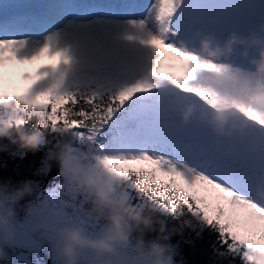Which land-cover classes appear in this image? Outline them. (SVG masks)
<instances>
[{"label": "snow or ice", "instance_id": "1", "mask_svg": "<svg viewBox=\"0 0 264 264\" xmlns=\"http://www.w3.org/2000/svg\"><path fill=\"white\" fill-rule=\"evenodd\" d=\"M186 2L150 0L141 6L143 14L129 23L150 50V65L142 79L115 89H70L66 81L72 57L66 48L57 47L49 36L47 42L30 50L32 38L17 34L16 21L0 24V105H12L29 116L39 114L43 119L33 124L50 133H72L88 141L97 149L94 159L121 177L124 188L135 193L134 198L146 197L176 215L194 217L216 233L212 247L220 261L251 264L255 254L264 255V181L257 182L252 194H247L213 171L211 157L200 144L140 135L137 129L143 121L137 123V117L144 115L148 106L130 113L112 132L117 113L133 100L168 87L201 107H233L264 127V109L226 101L203 83L206 74L223 70L182 46L176 24L184 15ZM240 3L252 6L245 14L256 11L257 0ZM234 13L235 9L213 19H239ZM44 60L51 62L42 63ZM175 111L169 109L162 115L171 118ZM27 122L24 118L15 121L17 126ZM102 133L110 149L99 139Z\"/></svg>", "mask_w": 264, "mask_h": 264}, {"label": "clouds", "instance_id": "2", "mask_svg": "<svg viewBox=\"0 0 264 264\" xmlns=\"http://www.w3.org/2000/svg\"><path fill=\"white\" fill-rule=\"evenodd\" d=\"M197 36L198 47L189 51L203 60L213 61L223 70L215 75L206 74L203 83L226 101L235 100L264 109V19L246 33L231 31L222 40L211 32H198ZM234 55L245 60L250 67L232 62L230 58ZM3 106L0 138H7L19 148L29 150L50 143V132L31 123L43 117L16 111L12 105ZM196 111L194 105H187L182 121L187 122L189 114ZM241 115L235 108L224 105L216 108L204 106L198 110V119L217 138L214 141L217 146L222 138H227L229 130L237 126ZM18 118L28 122L17 126L15 121ZM50 156L59 165L69 189L87 191L91 202L88 213L102 222V227L94 234H89L80 220L50 226L46 207L26 206L23 210L31 213L35 227L45 228L51 251L60 264H175L173 246L163 242L162 235L149 241L144 239V231L154 230V225H158L159 234L166 230L165 220L153 218L154 205L148 206L151 211L134 209L122 195L124 180L105 169L96 159H86L70 143L61 141L52 148ZM30 193L28 182L19 188L0 185V261L9 260L6 249L14 242L19 201ZM161 212L174 214L166 209ZM179 216L185 226L196 221L186 213ZM251 264H264V255L255 254Z\"/></svg>", "mask_w": 264, "mask_h": 264}, {"label": "rangeland", "instance_id": "3", "mask_svg": "<svg viewBox=\"0 0 264 264\" xmlns=\"http://www.w3.org/2000/svg\"><path fill=\"white\" fill-rule=\"evenodd\" d=\"M23 1L24 0H0V9L8 6H19ZM27 1L30 3L33 2V0ZM149 2L150 0L147 3ZM249 7L252 6L240 3V0H187L184 9V15L189 16L187 21L188 24H176V27L179 30V40H181L184 44V47L189 50L192 49V47L198 45V38L193 39L192 34H197L200 32V30H207L208 32L216 35L217 38L221 40L231 31L246 33L249 29L257 25L254 22L257 21L259 23L258 20L264 18V0H257V5L255 6L256 11L254 13L245 14L244 10ZM233 9H235L234 15L240 17L239 19H228L223 22H217L213 19V17L222 15ZM135 11H137V13L134 17L123 18V20L106 18L105 21L108 22L106 24H100L99 27L90 25L88 28L86 25L91 20L84 19V22L81 24L83 25L86 22V25L83 28L82 26L76 28V25L78 26L77 21L79 20H74L76 21L74 24H63V28L69 26L72 29L70 31L65 29L66 31H63V33L61 31L62 24L58 25V28H55V22L52 24L53 26L49 29L48 33L40 36V38H36V40H38V44L29 42L30 46L28 45V47L30 50H34L37 45L39 46L47 42V38L49 36L53 37V41L57 47L66 48L68 46L66 49L68 52H70L72 62L68 68L66 82L70 89L75 87L93 88L96 90H101L103 88L115 89L133 84L137 80L142 79L146 74L152 55L150 50L140 42V34L129 23L130 20L136 19L143 14L142 11L140 12L138 7L135 9ZM78 28L82 29L78 30ZM78 34H80V36H77ZM102 34H105L106 37ZM65 36L69 38L68 44L65 43ZM107 36L112 38V40L108 41L109 38ZM129 36L131 38H128ZM85 37L87 39H85ZM117 37L121 39V41H124L121 42L123 45L121 44L119 46V48L122 46L120 48V53L123 51L125 54L124 56H121L120 54L117 55L114 51L116 48H118V46L114 45L116 44V40H118ZM79 40L85 41L88 44L90 42H97V44H100V47H110L112 45L109 51L110 53L113 51V54L111 56L110 53L107 52L104 55H101V57L96 52L100 47H98L95 51H92V53L88 52L87 50H81L82 46ZM106 54H109L110 56H105ZM99 56L101 58H99ZM124 57L126 59L132 60L131 67L128 68V71L127 69L122 68ZM112 58H115V60H112ZM230 60L234 63L242 62L239 64L244 67H250L245 65L244 63H246V61L241 59L238 55H234ZM41 62L47 63L51 61L44 60ZM97 62L100 64H96ZM189 104L195 106L197 111L194 112V114L198 115V110L201 107L198 102L194 101L190 97L180 96L179 94L175 93L173 89L168 87L166 89L156 91L149 96L137 97L129 105H127L124 110L117 113L116 119L113 121V125L119 123L117 127H115L116 131L117 128L128 119L130 113L140 111L142 105L148 106L147 113H151V115L146 114L137 118V123L143 121L140 123V126L137 129L140 135L143 136L144 134H151L157 137L169 138L173 141H183L185 144H200L207 150L209 156L211 157L210 166L214 172L221 174V179L229 183L234 181V179H238L239 183H241L243 179L247 190L254 189V187L252 188V185L255 186L257 182L264 181V127L256 124L255 122L247 120L243 115H241L237 122V126L230 129L227 138H222L219 146H217L214 143L217 138L211 131H206L204 129L206 126H204L201 121L197 122L199 125V127H197L191 123H188L189 119L188 122H184L179 119L175 120L174 117L169 118L160 115L161 112H167L169 109H185V107H187ZM115 131L113 133H115ZM57 135L60 136L59 134ZM68 135H70V133H68ZM105 137L107 136L102 133L99 138L103 140ZM228 140H230L232 149H228V146H226V143L224 142ZM58 142L59 140L55 138L53 145ZM52 148V146L48 148L46 152L47 156H50ZM231 152L236 153L237 155L232 154ZM233 185L235 186L234 182ZM247 194L252 193L247 192ZM51 202L52 205L50 210L58 211L57 208L59 207V201L55 198H51ZM84 207L86 208V206ZM81 210V206L72 207L70 214L76 220H80L82 222L86 220L84 215L88 217V213H82ZM63 211H65V209H63ZM48 214L49 219H51V217H55L54 220L58 217H62V219L64 217V214L62 215L60 212H56L53 216L51 215L52 211L48 212ZM54 220L52 221V224H49L50 226L58 225L57 222L54 223ZM83 226L89 231L85 225ZM98 230L99 228H97L93 234ZM15 235L21 237L26 236L22 234L21 230L18 228L15 231ZM15 238L17 237L15 236ZM44 239H47L50 243L47 235L44 237ZM27 253L28 251L24 249L15 250L12 257L15 259V261H20L21 259L28 258ZM52 264H60L59 259L55 257Z\"/></svg>", "mask_w": 264, "mask_h": 264}, {"label": "trees", "instance_id": "4", "mask_svg": "<svg viewBox=\"0 0 264 264\" xmlns=\"http://www.w3.org/2000/svg\"><path fill=\"white\" fill-rule=\"evenodd\" d=\"M3 107L0 105V114H4V111H1L4 110ZM31 123H34V121ZM57 137L59 142L53 145V141ZM48 139L50 141L48 145L41 144L37 149L29 150L19 148L17 144L12 143L7 138H0V185L19 188L23 183L28 182L31 186V193L25 195L19 201L17 208L16 229H20L22 234L26 236L15 235L17 238H14L12 246L6 249L9 260L7 262L0 261V264H27L25 259L15 261L12 257L13 248L28 250L31 264H52L56 257L50 249L49 241L44 239L47 235L45 228L35 227L31 213L23 210L26 206H44L48 212L52 211V216L56 212L64 214L63 219L62 217L55 220V217L49 219V224H52L54 220V223L57 222L58 225L76 220L70 214L72 207L81 206L82 213H88L91 206L87 191L73 192L69 189L60 173L59 165L51 156H47L46 152L50 146L55 147L61 141H64L79 149L86 159L92 160L97 149L88 141H81L72 133L70 135L67 133L65 136L49 133ZM122 195L134 209L151 211L148 206H155L153 218L165 220L166 230L165 233L159 234L156 230L158 225H154V230L144 231V239L149 241L157 239L158 235H162L164 237L163 242L170 243L173 246L175 264H229L227 260L220 261L214 253L212 245L216 240V233L210 228L197 221L185 226L179 215L162 213V208L159 205L149 201L146 197L134 198L135 193H130L125 188ZM51 198L59 201L58 211L50 210ZM84 217L86 220L82 223L89 229V231L87 230L89 234H93L97 228L102 227V222L89 215V213V218L85 215ZM231 264H241V262L237 260L231 262Z\"/></svg>", "mask_w": 264, "mask_h": 264}, {"label": "bare ground", "instance_id": "5", "mask_svg": "<svg viewBox=\"0 0 264 264\" xmlns=\"http://www.w3.org/2000/svg\"><path fill=\"white\" fill-rule=\"evenodd\" d=\"M64 4H63V2L62 1H57L56 3H55V11H56V16H55V18L58 20V21H60L61 22V24H62V28H61V31H62V33H63V31H66V30H72L69 26H66L65 28H63V24H65V23H67L66 25H71V24H74V22H76V21H74V20H72L70 17H69V14L64 10ZM105 19L106 18H104V17H100V18H97V19H95V18H90V19H85V20H91V21H89L88 22V24L86 25L85 23L82 25L81 23L82 22H84V20H79V21H77V23H78V26L76 25V28L77 27H79V26H82V28L86 25L87 27L88 26H90V25H93V26H95V27H99V25L100 24H106L108 21H105ZM188 19H189V16H187V15H182V16H180V17H178V21H177V23H183V24H186L187 23V21H188ZM119 20H121V19H119ZM123 20V19H122ZM126 20V19H125ZM261 20V19H260ZM260 20H258L259 22H260ZM111 21V20H110ZM22 23L24 24V25H27V24H30V20H29V16H27V17H25L23 20H22ZM182 24V25H183ZM188 24V23H187ZM121 26V25H120ZM122 26H124V25H122ZM125 27V26H124ZM126 27H128V26H126ZM179 27V26H178ZM182 27V26H181ZM82 28H78V30H81ZM89 28V27H88ZM66 29V30H65ZM105 29V28H104ZM108 29H111V28H108ZM123 29V28H122ZM121 29V30H122ZM124 30V29H123ZM77 31V30H76ZM89 31V30H88ZM115 31H116V29H115ZM134 31V30H133ZM204 32H208L207 30H200V33H204ZM79 33V32H78ZM82 33V32H81ZM90 33V32H89ZM133 33V32H132ZM135 34V33H134ZM137 34V33H136ZM91 35H93V34H91ZM102 35H104L105 36V34H102ZM121 35V34H120ZM63 36V35H62ZM77 36H80V34H78ZM106 37V36H105ZM108 37V36H107ZM110 37H112V36H110ZM189 37V36H188ZM32 39L29 41L30 43H36V44H38V40H36V38H34V37H31ZM109 38V37H108ZM118 38V37H117ZM128 38H130V36L128 37ZM192 38L193 39H196V38H198V36H197V34H192ZM84 39V38H83ZM85 39H87L86 37H85ZM97 39V38H96ZM95 39V40H96ZM110 40H112V38H109L108 39V41H110ZM127 40V39H126ZM131 40V39H130ZM63 41V40H62ZM68 42H69V38H67L66 36H65V43H67L68 44ZM79 42L81 43V46H82V49L81 50H87L88 52H91L92 53V51H95L98 47H100V44H97V42L95 43V42H90L89 44L87 43V42H85V41H81V40H79ZM107 42V41H106ZM121 42H124V41H121V39H119L118 38V40H116V44H114V45H116V46H118V48H119V46L122 44ZM132 42V41H131ZM105 43V42H104ZM106 44V43H105ZM112 44V43H111ZM108 45V44H107ZM123 45V44H122ZM30 46V45H29ZM38 46V45H37ZM63 46V45H62ZM112 46V45H111ZM111 46L110 47H104V46H102V47H100L96 52H97V54L98 55H104L105 53H107V52H109L110 53V51H109V49H111ZM64 47V46H63ZM68 47V46H67ZM66 47V48H67ZM122 47V46H121ZM120 47V48H121ZM118 48H116L114 51L116 52V54L117 55H121V56H124L125 54L123 53V51H122V53H120V48L118 49ZM129 48V47H128ZM75 50V49H74ZM124 50V49H123ZM70 51V50H69ZM76 51V50H75ZM80 51V50H79ZM87 52V53H88ZM114 52V53H115ZM69 54H70V52H69ZM96 54V55H97ZM112 54H113V51H112V53H110V55L112 56ZM89 55H90V53H89ZM95 55V56H96ZM109 54H106L105 56H110ZM99 56V58H101ZM94 57V56H93ZM89 58V57H88ZM91 58V57H90ZM104 58V57H103ZM106 58V57H105ZM82 60V59H81ZM80 60V61H81ZM104 60V59H103ZM102 60V61H103ZM106 60V59H105ZM110 60V59H109ZM112 60H115V58H112ZM100 61V60H99ZM132 60H130V59H126L125 57H124V59H123V64H122V68H124V69H127V71H128V68H130L131 67V64H132V62H131ZM96 64H100V63H96ZM95 64V65H96ZM108 64V63H107ZM91 65V64H90ZM112 65V64H111ZM135 79V78H134ZM135 83V82H134Z\"/></svg>", "mask_w": 264, "mask_h": 264}]
</instances>
